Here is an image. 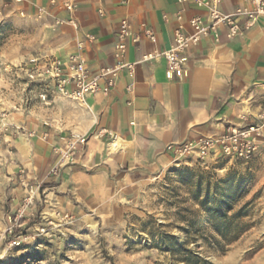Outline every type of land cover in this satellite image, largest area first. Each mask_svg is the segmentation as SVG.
I'll return each mask as SVG.
<instances>
[{"label": "crops", "instance_id": "0c3cea01", "mask_svg": "<svg viewBox=\"0 0 264 264\" xmlns=\"http://www.w3.org/2000/svg\"><path fill=\"white\" fill-rule=\"evenodd\" d=\"M66 1L0 0V13L8 9L27 17L42 13L60 23L52 53L63 71L68 57L76 53L90 72L112 66L122 18H128L132 31L140 36L138 43L127 45L125 60L138 62L145 54L169 49L174 30L190 32L188 20L203 14L191 1L73 0L70 12ZM219 1V10L230 14L242 0ZM146 29L154 34V42L144 35ZM78 44L82 49L77 50ZM183 57L179 79L167 80L165 61L156 56L135 65L131 93L125 91L127 80L122 74L107 94H90L82 105L66 101L76 108L72 118L79 126L50 119L40 124L20 116L2 130L17 180L13 208L20 209L27 185L35 190L34 205L24 213L76 214L111 183L127 187L141 182L168 168L181 146L241 126L264 109V17L233 39L218 27L216 41L202 38ZM76 135L84 137L76 156L60 161L59 152ZM55 165L60 166L59 173L51 177Z\"/></svg>", "mask_w": 264, "mask_h": 264}, {"label": "rangeland", "instance_id": "374dc122", "mask_svg": "<svg viewBox=\"0 0 264 264\" xmlns=\"http://www.w3.org/2000/svg\"><path fill=\"white\" fill-rule=\"evenodd\" d=\"M58 26L46 14L0 13L1 133L20 116L79 126L50 75ZM1 133L0 264H264V144L247 161L177 156L141 182L111 183L73 215L24 213L23 239L10 246L17 180Z\"/></svg>", "mask_w": 264, "mask_h": 264}, {"label": "built area", "instance_id": "2783aa9c", "mask_svg": "<svg viewBox=\"0 0 264 264\" xmlns=\"http://www.w3.org/2000/svg\"><path fill=\"white\" fill-rule=\"evenodd\" d=\"M15 3L20 0H12ZM122 4L128 3L129 0H120ZM180 3L191 1L193 5L203 11V14H195L188 20L190 32L183 28H177L173 33L172 44L169 49L157 53H149L141 56L138 62L154 59L161 56L165 61V78H181L183 74V55L186 51L198 45L202 38L211 37L217 40L218 27L226 30L229 39L235 38L242 30L250 29L255 22L264 17V0H242L241 5L236 7L230 14L222 13L219 8V0H177ZM67 11L74 9L73 0H67L65 3ZM101 14V10L98 11ZM42 14V13H40ZM178 19H181L178 16ZM242 22V24H240ZM57 24H60L56 21ZM73 27L75 23L69 22ZM144 35L150 42H154V34L151 30L146 29ZM140 41L139 34L132 31L128 18H122L116 34L114 60L112 66H104L96 72H90L85 60L78 53L68 57L67 63L63 65L64 71L61 70L59 62H53L51 65V77L55 81V90L64 99L70 100L77 105H82L85 98L101 91L105 94L111 92L116 80L124 74L127 82L125 91L131 93L134 89V67L138 62H129L125 60V51L129 43L136 44ZM77 50L82 49V44L76 46ZM45 99V96H42ZM84 137L73 136V140L67 143L65 150L59 152L60 161H70L77 154L78 146L82 145ZM264 144V109L261 110L251 120H247L243 125L225 129L214 138L206 137L197 139L194 142L185 144L175 150L177 156L196 155L203 158L210 154L223 157L229 161H247L256 154L259 148ZM59 165L53 166L49 175L56 177L59 173ZM28 193L22 201L20 209L17 211L10 225L5 232L9 236V245L18 246L23 235L17 233L22 226L21 219L24 217V211L33 207V196L35 190L26 185ZM69 214H63L62 219H71ZM38 230L42 231L40 227Z\"/></svg>", "mask_w": 264, "mask_h": 264}, {"label": "bare ground", "instance_id": "6f19581e", "mask_svg": "<svg viewBox=\"0 0 264 264\" xmlns=\"http://www.w3.org/2000/svg\"><path fill=\"white\" fill-rule=\"evenodd\" d=\"M118 142V141H117ZM109 144H110V142H109ZM113 145H115V143H113ZM118 146V145H117ZM111 148V147H110ZM115 148V147H114ZM112 150H115V149H112Z\"/></svg>", "mask_w": 264, "mask_h": 264}]
</instances>
